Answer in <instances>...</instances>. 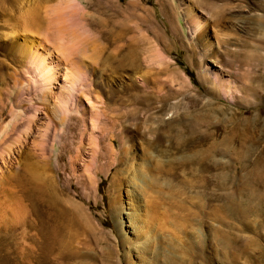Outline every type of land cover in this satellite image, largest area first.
<instances>
[{"label": "rangeland", "instance_id": "1", "mask_svg": "<svg viewBox=\"0 0 264 264\" xmlns=\"http://www.w3.org/2000/svg\"><path fill=\"white\" fill-rule=\"evenodd\" d=\"M23 1L0 0V264H264V0ZM47 32L72 73L35 119L26 48L56 63ZM80 71L107 115L84 98L61 127Z\"/></svg>", "mask_w": 264, "mask_h": 264}, {"label": "bare ground", "instance_id": "2", "mask_svg": "<svg viewBox=\"0 0 264 264\" xmlns=\"http://www.w3.org/2000/svg\"><path fill=\"white\" fill-rule=\"evenodd\" d=\"M21 1L22 0H17V2H19V4H20ZM68 1H70V0H66V2H68ZM63 2H64V0H63ZM72 2H73V5L76 6L77 8H79L81 10H85L86 9L87 5L82 0H72ZM59 3H62V2H59ZM63 4L64 3H62V5ZM22 5H23V3H22ZM116 6L119 7L118 2H116ZM71 7H72V3H71ZM57 9L58 8L55 9V12H57L56 11ZM56 18H59V17H56ZM56 18H54V19L57 20ZM61 20H63V18ZM190 22L193 23V24L196 23L195 24L196 27L199 28V26L201 25L200 16L196 15V17L192 18ZM52 23H56V21L53 22V20H52ZM60 29L61 28H59V30ZM58 33H60V31H58ZM39 36L40 35H38V38H39ZM64 36H66V33H65ZM50 39L51 38L49 36V32H47V35H41L40 36L39 42H40V44H43L47 48L46 49L47 50V54L45 55L44 59L50 58V55H54V56L56 55V63H54L53 61L46 62L43 59H39L40 51L37 48H34V47H37V45H38V39L37 40L35 39L37 44H32V45H29V46L27 45V48H26V50H27V58L28 59H27V62L25 64L26 65V72H27V76H25V78H27L26 80H27V83L29 84V86H28V91L25 92L26 95H25V97H23V100L26 99L27 102L32 103L33 111L31 112V116L34 117L35 119L36 118H42V116H45V115H46V118L49 119V116L46 114V112H44L43 105H41L42 104L41 102H44L45 100H47L46 98H48V94H46V92L49 93V91H52V87L54 86V82H56L58 80V77H59V70L58 69H59V67H61L62 70H64V72L62 73L61 79L64 80L65 82H67V79L65 77H67L68 75H70L72 73L71 70H70L69 61H67V59H65V57L67 56L68 52L66 53V51H64L62 49L63 45H61V44H60L61 47L59 45L53 46L50 43ZM61 39L64 40L65 38L62 37V35H61ZM57 40H59V39H57ZM68 40H70V39H68ZM71 40H73V38ZM76 45L74 47H76ZM68 48H69V46H68ZM67 51L70 52V50H68V49H67ZM72 51L73 50H71V52ZM82 75H83V73L81 71L77 72L74 75L75 76L74 82L70 83V85L68 86V88H69L68 96L69 97L61 96V98H62L61 104L59 105L58 109H56L57 110V116H58V119H59V125L61 127H65L64 121L67 119L69 114H71L74 111V109L77 112L83 111V114H84L83 116L86 117V114H87L88 111H87V108H85V106H84V98H86V100H88V103L91 106V111L93 113L92 114L93 121L94 120H100V118H102V117L107 115L106 111H105L106 107L105 106H101L104 103H101V105L96 103V99L97 98L94 96V92L90 88L91 87V81L90 80H86V83L82 84V86L79 89H77V87H76L77 86V81L81 80ZM26 80H25V82H26ZM230 83H229V85H230ZM221 84L223 86L226 85L225 82H222ZM225 91L227 93L231 94V89H225ZM31 121L32 120L29 119L27 121V124L24 127L26 132H28V130H30V128L32 127ZM51 122H53V121H51ZM59 131L60 130L58 128V124L54 125V132H53V137H52L53 138V142H52L51 151H53L55 149V147H56V140H57V135H58ZM120 138H121V136H120ZM114 139H115L114 137L110 138V140L112 142L111 144H113V145H114ZM8 147H9V145L6 146L5 149L3 150L4 153H6V155L2 156V161L0 162V170H5L9 166L14 165V162H15L16 158H14V159L12 158V155H11V152H10L11 148H8ZM96 147H97V145H96ZM42 151H43L42 155L44 156L46 154V146L42 148ZM110 151L113 154L112 157L115 159L116 154H117V149H115V146H113L110 149ZM97 152H98V148H97ZM119 153H120V151H119ZM117 157H118V155H117ZM120 159L122 160V158H120ZM143 160H144V158H143ZM146 160H148V158L145 159V162L143 161L142 163H140L139 166H133L132 167V170H133V172L135 174V177L137 179L141 180L143 182V185H144V181L147 180V179H150L149 177L152 176V174L155 175V173H153L155 171V168L152 167V165L149 162H146ZM160 169L157 168L156 171L157 170L159 171ZM162 169L160 170L161 173L164 171V168H162ZM160 172H159V174H160ZM166 173H167V170H166ZM168 174H169L170 177H172L170 175V172ZM157 176H159V178H161L160 177L161 175H156L155 176L156 180L158 178ZM166 178H167V176H166ZM154 181H155V179H154ZM169 187L170 186H168V188ZM227 243H229V242H227Z\"/></svg>", "mask_w": 264, "mask_h": 264}]
</instances>
